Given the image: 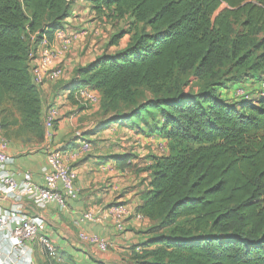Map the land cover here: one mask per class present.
<instances>
[{"label": "trees", "instance_id": "trees-1", "mask_svg": "<svg viewBox=\"0 0 264 264\" xmlns=\"http://www.w3.org/2000/svg\"><path fill=\"white\" fill-rule=\"evenodd\" d=\"M77 1L0 0L2 138L44 140L30 36L51 41ZM86 1L97 14L131 17L133 32L125 47L74 68L67 99L94 90L106 122L159 131L168 146L145 168L149 189L136 212L152 222L148 234L160 233L133 253L136 264H264V96L230 101L217 88L228 73L232 87L264 81V0ZM189 76L208 80L184 92ZM131 157L112 156L119 169ZM41 255L38 264H74L42 246Z\"/></svg>", "mask_w": 264, "mask_h": 264}, {"label": "crops", "instance_id": "crops-1", "mask_svg": "<svg viewBox=\"0 0 264 264\" xmlns=\"http://www.w3.org/2000/svg\"><path fill=\"white\" fill-rule=\"evenodd\" d=\"M78 13L73 9L70 17L75 20L74 17ZM70 17L67 19V24L71 20ZM83 45L80 46V50ZM92 45L93 42L90 47ZM75 49L78 51L76 46ZM76 54L77 52L73 53V55ZM96 56H91L79 63L80 59L77 57L66 58L63 57V53H57L50 66L60 65L64 68L62 84L57 81H48L40 87L42 110L50 104H55L58 108V116L51 135L48 137L44 134L43 141L28 144L5 139L8 161L4 168L12 173L16 181L27 180L42 184L43 176L49 170L47 152L51 149L58 150L65 163L78 172V197L68 200L67 205L61 207L54 201L38 204L26 197L14 200L0 193V206L4 209L15 206L25 215L40 216L43 226L38 234L47 237L58 254L70 257L74 264H136L132 257L133 253H139L143 249L142 244L150 236L147 230L152 222L147 218L137 219L134 215H130L124 222L123 230L119 231L113 219L106 213V208L116 203H124L136 210L142 202V194L149 189L147 182V187L139 192L135 188L136 175L128 172L127 168H117L112 158L116 154H122L115 151L114 145L122 141L123 136L128 135L131 128L117 122H106L110 117L101 113L98 106L83 104L77 97H75L76 103L71 102L67 99L68 91L64 89V84L71 79L74 68L87 64ZM29 63L38 64L40 61L39 58L29 59ZM257 84V76H253L235 84L233 88L243 86L254 89ZM227 94L225 93V98L231 95ZM136 136L154 149L162 146L163 155L168 154L167 141L159 134V131L150 136ZM81 142H88L90 150L74 155L73 148ZM90 209L96 211L98 219L93 223H79L81 214ZM80 231L91 232L105 238L109 242V249L100 251L79 240ZM0 243L9 248L7 239L1 233ZM31 247L34 264H38V260L42 258L41 245L34 243Z\"/></svg>", "mask_w": 264, "mask_h": 264}, {"label": "built area", "instance_id": "built-area-1", "mask_svg": "<svg viewBox=\"0 0 264 264\" xmlns=\"http://www.w3.org/2000/svg\"><path fill=\"white\" fill-rule=\"evenodd\" d=\"M68 19V18H67ZM67 19L62 28L55 31L50 41L45 36L38 43H35V35L30 36L32 49L29 59L39 58L40 63H29V71L33 82L39 88L48 81H58L65 75L64 69L58 65L50 66L57 53H64L69 50L73 40L83 38L87 35L96 36L98 32L93 26H85L79 31L72 33L68 31ZM93 31V32H92ZM264 96V81H258L257 87L247 89L237 86L233 89V95L238 99H250V96ZM78 99L89 106H99V94L88 88H80L77 92ZM58 116V108L50 104L42 111V123L45 136H50L54 122ZM7 141L0 136V193L7 198L18 200L26 197L32 202L45 204L54 201L59 206L65 207L68 200L78 197L77 179L78 172L75 168L67 165L58 150H49L46 159L49 170L43 176L42 184H35L27 180L16 181L5 164L8 156L5 152ZM90 150L88 142H81L73 148L74 155H80ZM107 215L113 219L116 228L121 231L124 228L125 220L134 215L137 219L144 217L124 203H116L106 208ZM98 219L96 211L86 210L79 217V223H93ZM43 226L40 216L25 215L21 209L10 207L4 209L0 206V233L9 243L6 248L0 243V264H34V255L31 245L39 243L44 247L50 256L56 255L55 247L47 237L39 235ZM79 240L97 248L100 251L109 249V242L94 233L80 231Z\"/></svg>", "mask_w": 264, "mask_h": 264}, {"label": "rangeland", "instance_id": "rangeland-1", "mask_svg": "<svg viewBox=\"0 0 264 264\" xmlns=\"http://www.w3.org/2000/svg\"><path fill=\"white\" fill-rule=\"evenodd\" d=\"M73 6H74V11L79 13L76 17H74L76 18L75 20H73V17H70L71 20L68 22L66 26L68 28V31L75 33L79 31L81 28L87 26V23H89L88 25L93 26L94 29L98 31L99 35L96 33V36L87 35L83 38L76 39V41L74 39L69 50L63 53V57L66 58L77 57L80 59L79 63H82L84 60H87L91 56H96V55L98 56L103 53H112L116 50L125 47L128 44L133 32L131 17L124 16L123 18H116L110 15L109 12L97 14L91 9L90 3L87 2L86 0H78L73 4ZM116 33H121L122 37L117 41V44L114 45L111 44V40H112V36ZM91 42H93V45L90 47ZM82 44L84 45L82 50H80L81 48L80 46H82ZM75 46L78 48V51H75L76 50ZM74 52H77V54L73 55ZM233 78L235 77H229V73L226 74L225 77L222 79L224 84L218 85L217 87L220 88V95L224 93V95H222L223 97H225V93L231 94L229 97L226 98L230 101L233 99H238L233 95L234 86L233 87L231 86L233 84L232 81ZM63 79L64 78L58 80L57 82L61 83ZM188 80L189 83L184 88V92H189V91L196 92L203 86V84L208 80V78L206 77L202 80L199 78L197 79L194 76H189ZM237 80L239 81L240 78H237ZM147 95L148 94H146L145 97L143 98H147ZM249 98H254V94ZM133 134H134L133 130L130 129L129 134L124 135L123 136L124 139L119 143H116L114 146H115V151L121 153H129L132 156L129 161L131 167L127 168L126 170L132 173L133 175H136L137 183L135 185V188H137V190L140 192L147 187V182L150 173L146 171L145 168L147 167L148 162H150V157L152 155L159 156L158 154L163 155L164 153H162V148H161L162 146L158 147L157 149H154L149 145H147L146 142L140 141L139 136H136V135H140L143 137L145 136L144 133L134 134V135ZM30 138L32 140L31 141L32 143L37 142L36 137H30ZM151 227L152 225L148 227V230L151 229ZM158 233H160V230L159 231L155 230L152 232L150 230L149 235L151 236Z\"/></svg>", "mask_w": 264, "mask_h": 264}]
</instances>
